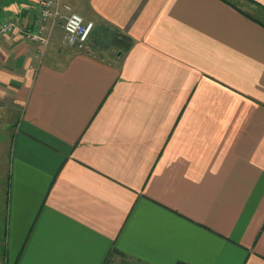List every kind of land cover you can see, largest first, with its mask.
Instances as JSON below:
<instances>
[{"label":"crops","instance_id":"obj_1","mask_svg":"<svg viewBox=\"0 0 264 264\" xmlns=\"http://www.w3.org/2000/svg\"><path fill=\"white\" fill-rule=\"evenodd\" d=\"M58 2L89 51L0 37V264H264V0Z\"/></svg>","mask_w":264,"mask_h":264},{"label":"built area","instance_id":"obj_2","mask_svg":"<svg viewBox=\"0 0 264 264\" xmlns=\"http://www.w3.org/2000/svg\"><path fill=\"white\" fill-rule=\"evenodd\" d=\"M55 21H61L63 42L78 48L85 46L93 28L92 21L84 20L58 0H38L36 20L33 24H23L17 17L1 14L0 37L18 34L24 40L34 44L36 54H40L49 43L51 27Z\"/></svg>","mask_w":264,"mask_h":264},{"label":"rangeland","instance_id":"obj_3","mask_svg":"<svg viewBox=\"0 0 264 264\" xmlns=\"http://www.w3.org/2000/svg\"><path fill=\"white\" fill-rule=\"evenodd\" d=\"M51 36V35H50ZM50 40L47 46L44 49V53L47 51H50L51 45H50ZM66 47L72 48L73 50L76 51H89L88 47V42L85 44L84 47L78 48L75 45H69L62 40V35L59 36L58 38V43L56 45V51H60L61 49H64ZM53 50V51H54ZM115 52V50H114ZM2 119V118H1ZM3 120V119H2ZM0 235H1V226L3 225L4 221V215H5V197H4V191H5V177H6V170L8 166V161H9V139L6 136L7 131L5 130V126H0ZM2 240L0 236V261H1V256H2Z\"/></svg>","mask_w":264,"mask_h":264},{"label":"trees","instance_id":"obj_4","mask_svg":"<svg viewBox=\"0 0 264 264\" xmlns=\"http://www.w3.org/2000/svg\"><path fill=\"white\" fill-rule=\"evenodd\" d=\"M4 218H5V216H4ZM1 240H2V244H3V246H4V238H5V219H4V221H3V225L1 226ZM3 249H4V247H2V253H3Z\"/></svg>","mask_w":264,"mask_h":264}]
</instances>
